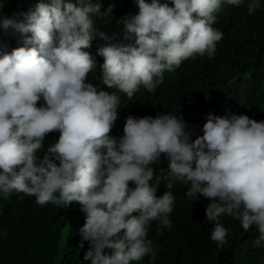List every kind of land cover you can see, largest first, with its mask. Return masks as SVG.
I'll return each instance as SVG.
<instances>
[{
	"label": "clouds",
	"instance_id": "clouds-1",
	"mask_svg": "<svg viewBox=\"0 0 264 264\" xmlns=\"http://www.w3.org/2000/svg\"><path fill=\"white\" fill-rule=\"evenodd\" d=\"M243 2L132 0V15L119 20L122 42H112L116 33L95 25L98 16L112 15L113 5L103 9L92 0H41L25 12L0 17V40L10 31L19 40L17 47L15 41L0 45V192L34 195L39 205L77 202L84 213L79 246L89 242L83 260L90 264H130L149 254L151 264L155 252L147 226L155 220L172 227L174 196L156 195L161 179L166 189L179 181L190 185L187 197L201 194L211 201L205 219L214 223L210 239L217 246L228 231L220 217L228 215L245 231L255 225L259 235L253 246L261 247L264 112L258 113L260 121L250 118L243 91L227 89L221 96L226 115L207 113L202 134L194 139L183 116L169 112L129 115L117 138L109 133L120 97L86 81L100 66L103 85L128 98L141 86L154 91L182 60L212 57L222 39L214 30L215 13L224 3ZM246 6L251 15L261 3L248 0ZM53 131L58 139L38 156ZM161 153L169 171L150 183L149 165L158 163Z\"/></svg>",
	"mask_w": 264,
	"mask_h": 264
},
{
	"label": "trees",
	"instance_id": "trees-1",
	"mask_svg": "<svg viewBox=\"0 0 264 264\" xmlns=\"http://www.w3.org/2000/svg\"><path fill=\"white\" fill-rule=\"evenodd\" d=\"M92 1L100 3L103 9L113 5L112 15L102 20L96 18L95 25L111 31V35L116 33L112 42H122L123 24L119 20L132 15V0ZM38 2L41 0H0V17H10L16 10L25 12ZM247 2L244 0L239 6L222 4L213 23L217 26L214 30L222 33L214 55L209 58L207 54H194L182 60L178 67L163 75L154 91L149 92L141 86L128 98L104 86L100 66H96L86 81L108 92H116L121 102L109 135L117 138L123 135V125L129 115L143 117L169 112L183 116L194 139L202 134L207 113L226 115L221 112V96L229 88L247 95L252 109L248 116L260 121L258 113L264 112V0H260L261 8L251 15L247 12ZM8 41H15L14 47L19 46L18 36L11 31L0 40V45H7ZM41 103L42 100L38 101V106ZM58 136V131L46 134L44 148L37 155L42 157ZM149 167L154 171L150 183H155L157 176H166L169 169L165 154L161 153L159 162ZM165 183L164 179L160 180L156 195L172 192L174 203L168 214L172 227L162 228L155 220L147 226L146 239L152 240L155 252L151 264H264V242L259 248L253 246V240L259 235L255 225L245 231L239 220L221 215L220 222L228 231L225 243L217 246L210 239L214 223L205 219V208L211 201L201 194L196 200L187 197L189 184L176 181L171 189H166ZM129 187L135 185L130 181ZM83 223L84 213L77 202L65 206L51 202L39 205L34 195L13 192L5 196L0 192V264H90L83 260L89 242L84 241L82 248L79 246L78 230ZM111 251L104 250L107 254ZM150 255L130 264H150Z\"/></svg>",
	"mask_w": 264,
	"mask_h": 264
},
{
	"label": "bare ground",
	"instance_id": "bare-ground-1",
	"mask_svg": "<svg viewBox=\"0 0 264 264\" xmlns=\"http://www.w3.org/2000/svg\"><path fill=\"white\" fill-rule=\"evenodd\" d=\"M99 19H104L105 17H107V14L106 15H103V16H98Z\"/></svg>",
	"mask_w": 264,
	"mask_h": 264
}]
</instances>
